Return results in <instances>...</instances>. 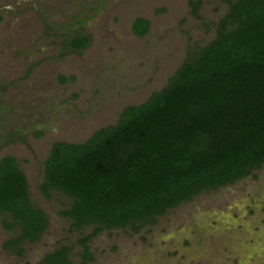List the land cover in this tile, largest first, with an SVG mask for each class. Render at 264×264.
<instances>
[{
	"label": "rangeland",
	"instance_id": "1",
	"mask_svg": "<svg viewBox=\"0 0 264 264\" xmlns=\"http://www.w3.org/2000/svg\"><path fill=\"white\" fill-rule=\"evenodd\" d=\"M0 0V157L15 158L30 202L47 224L21 254L3 248L16 236L0 212V264H43V255L69 247L92 226L72 228L60 211L68 198L39 191L51 143H80L113 124L125 106L160 90L175 68L213 38L225 0ZM137 17L147 21L138 37ZM73 34L88 44L73 50ZM39 133L38 135H36ZM86 264H264V163L249 175L158 216L137 232L101 230L85 241Z\"/></svg>",
	"mask_w": 264,
	"mask_h": 264
},
{
	"label": "trees",
	"instance_id": "2",
	"mask_svg": "<svg viewBox=\"0 0 264 264\" xmlns=\"http://www.w3.org/2000/svg\"><path fill=\"white\" fill-rule=\"evenodd\" d=\"M215 34L184 59L166 84L138 105L125 106L113 124L80 143H51L38 188L68 198L60 211L79 229L80 262L90 260L85 241L101 230L144 224L201 191L243 178L264 163V0H225ZM195 14L197 0L189 1ZM147 21L131 24L142 36ZM73 50L88 44L73 34ZM37 133L36 135H38ZM0 212L6 229L17 227L3 248L21 254L45 229L44 213L29 200L27 182L14 157H0ZM69 247L43 255V264H70Z\"/></svg>",
	"mask_w": 264,
	"mask_h": 264
}]
</instances>
